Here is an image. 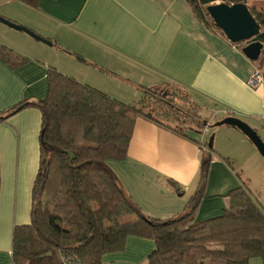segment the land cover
Returning a JSON list of instances; mask_svg holds the SVG:
<instances>
[{"label":"crops","instance_id":"0c3cea01","mask_svg":"<svg viewBox=\"0 0 264 264\" xmlns=\"http://www.w3.org/2000/svg\"><path fill=\"white\" fill-rule=\"evenodd\" d=\"M12 3L19 11H2ZM0 12L53 44L0 22V46L13 53L9 63L0 57V264H14L13 231L31 223L40 164V107L12 110L47 97L52 68L117 101L131 90L142 99L145 89L178 85L211 126L232 116L264 142V83L252 85L258 62L198 19L187 0H0ZM211 126L201 135H181L138 117L126 158L108 164L145 216L167 220L186 210L199 189L202 143L208 147L211 136V164L196 221L222 215L230 192L243 185L259 202L254 193L261 192L255 188L260 176L264 180V158L239 129ZM155 247L152 240L129 236L124 249L104 255L102 263L148 264Z\"/></svg>","mask_w":264,"mask_h":264},{"label":"trees","instance_id":"16d2710c","mask_svg":"<svg viewBox=\"0 0 264 264\" xmlns=\"http://www.w3.org/2000/svg\"><path fill=\"white\" fill-rule=\"evenodd\" d=\"M187 1L196 17L208 24L207 7L211 4H247L242 0ZM254 7L264 10V2H256ZM255 18L261 25L256 40L264 44V12ZM244 43L235 45L244 47ZM0 57L13 61V53L4 46H0ZM174 86L186 93L190 113L176 107L170 95L162 92L159 96V88L143 90L137 105H126L52 68L47 97L37 103L24 101L12 110L40 107L43 114L31 223L13 231L14 264H66L62 259L66 254L76 256L81 264H103L104 255L122 251L129 236L155 242L148 264H249L253 258L264 260V209L245 185L230 192V205L222 215L196 221L211 164L210 151H202L198 191L184 212L167 220L145 216L110 168L109 160L126 158L139 116L170 126L181 135L204 132L209 120L202 121L199 105L185 89ZM149 98L160 105L156 113L144 112ZM158 108L169 114H158ZM159 115L164 119H158Z\"/></svg>","mask_w":264,"mask_h":264},{"label":"water","instance_id":"95a60500","mask_svg":"<svg viewBox=\"0 0 264 264\" xmlns=\"http://www.w3.org/2000/svg\"><path fill=\"white\" fill-rule=\"evenodd\" d=\"M207 13L213 20L214 24L226 35L234 44L245 42L243 53L253 62H258L264 44L256 40L261 32V25L251 13L247 4L237 3L228 5L226 3L211 4L207 7ZM0 22L17 31H22L35 40L46 45L52 46V42L36 34L32 30L11 22L0 16ZM206 125V124H205ZM231 126L239 129L254 144L260 155L264 158V142L256 130L249 124L235 117H227L212 126L213 128ZM214 136L210 137L208 147L213 149ZM73 158V156H71Z\"/></svg>","mask_w":264,"mask_h":264},{"label":"rangeland","instance_id":"374dc122","mask_svg":"<svg viewBox=\"0 0 264 264\" xmlns=\"http://www.w3.org/2000/svg\"><path fill=\"white\" fill-rule=\"evenodd\" d=\"M242 1H245L247 3V5H248L250 11H252L254 17H259L260 14H263L264 10L255 8L254 7V4L256 2H261V1L264 2V0H242ZM218 3H221V2H218ZM13 4L14 3H12L10 5L4 6V8H6V9L5 10H2V11H7V10H10L12 12L19 11L18 8L15 7V5H13ZM3 15L4 14H2V12H0V16L1 17L9 20L8 18H6V16H3ZM10 21H12V20H10ZM208 22L211 25L214 24V22H213V20L211 19L210 16H208ZM18 25H21V24H18ZM212 26H214V25H212ZM244 44L247 45V43H244ZM258 68H259V72L264 77V48H263V51H262V55H261V57H260V59L258 61ZM131 91H132V94L125 93V96H122L123 99L122 100L120 99L119 101L122 102V103H124V104H126V105H137L139 103V101L142 100L141 99V94L142 93H139L136 90L135 91L131 90ZM162 92H164L165 94L170 95L169 100H171L173 102V104H175L176 107H178L179 109L180 108H183V109L187 110L190 113V110H188V108L191 109V107H190L189 103H187V99L185 97L186 96V93L185 92L180 91L179 88L175 87L172 84H163L159 88V90H158L159 96H161V93ZM112 98H114V97H112ZM145 104H146V108H145L144 112H148V110H149V112L156 113L157 111H155V109L160 106L156 102H153V100L151 98H149L145 102ZM158 112H159L158 114H166V113L169 114V111H166V110L161 109V108H158ZM199 116H201L200 113H199ZM156 117L158 119H164L160 115L159 116H156ZM205 117H208V115L205 114ZM205 120H202V121H205ZM173 125H175V124H173ZM256 151H257L258 154H260L257 149H256ZM260 157H261V155H260ZM255 174H256V172H255ZM257 180L261 181L262 183H260L255 189L260 188V187H262V188H261V190H260L261 192L259 194H257V193H254V194L257 195V198L259 200V203L262 206V208L264 209V180H263V178L261 176Z\"/></svg>","mask_w":264,"mask_h":264},{"label":"built area","instance_id":"2783aa9c","mask_svg":"<svg viewBox=\"0 0 264 264\" xmlns=\"http://www.w3.org/2000/svg\"><path fill=\"white\" fill-rule=\"evenodd\" d=\"M255 83H258V84H263L264 83V77L261 75L259 70H256L254 72V75H253V78H252V85L255 84ZM261 119H262L263 124H264V114L261 117ZM210 126H211L210 122L206 123L204 131H206ZM202 151L208 152V147L206 146V144L202 143ZM62 259L66 262V264H81L79 262V259L76 256L72 255V254H66V255L63 256Z\"/></svg>","mask_w":264,"mask_h":264}]
</instances>
